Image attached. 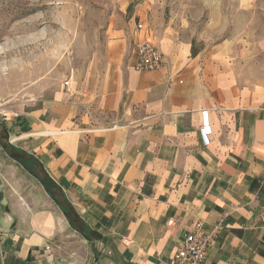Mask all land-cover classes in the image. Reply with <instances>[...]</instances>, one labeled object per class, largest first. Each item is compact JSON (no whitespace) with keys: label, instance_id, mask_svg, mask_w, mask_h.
Here are the masks:
<instances>
[{"label":"crops","instance_id":"1","mask_svg":"<svg viewBox=\"0 0 264 264\" xmlns=\"http://www.w3.org/2000/svg\"><path fill=\"white\" fill-rule=\"evenodd\" d=\"M130 18L135 32L116 36L107 68L84 92L99 120L78 119L76 97L63 89L0 118L8 142L38 160L101 237L71 228L43 184L0 145V264H169L197 219L204 230L222 220L204 264H264V35L247 48L252 54L220 68L166 25L157 5L146 0ZM142 36L164 54L161 69L135 70ZM17 116L29 130H19Z\"/></svg>","mask_w":264,"mask_h":264},{"label":"rangeland","instance_id":"2","mask_svg":"<svg viewBox=\"0 0 264 264\" xmlns=\"http://www.w3.org/2000/svg\"><path fill=\"white\" fill-rule=\"evenodd\" d=\"M145 1L0 0V118L40 107L63 89L76 97L78 119L99 120L84 92L107 68L116 36L135 32L130 16ZM148 1L158 6L166 25L193 40L220 68L225 59L239 62L242 51L252 54L247 48L264 35V0ZM246 24L258 27L248 32L241 28ZM101 247H95L96 255Z\"/></svg>","mask_w":264,"mask_h":264},{"label":"built area","instance_id":"3","mask_svg":"<svg viewBox=\"0 0 264 264\" xmlns=\"http://www.w3.org/2000/svg\"><path fill=\"white\" fill-rule=\"evenodd\" d=\"M142 28V23H136V30ZM135 60L134 68L137 71L159 70L165 65V57L162 51L156 47L150 36L139 37L134 45ZM66 88L70 85L69 80L63 84ZM202 133L206 142L210 134L207 121V112H203ZM114 126V124H113ZM116 127V126H114ZM222 228V220L217 221L209 230H204V221L197 219L186 231L182 241L172 252L169 264H204L210 245Z\"/></svg>","mask_w":264,"mask_h":264},{"label":"trees","instance_id":"4","mask_svg":"<svg viewBox=\"0 0 264 264\" xmlns=\"http://www.w3.org/2000/svg\"><path fill=\"white\" fill-rule=\"evenodd\" d=\"M197 49L192 48V54H196ZM14 124H18L19 130L25 132L29 130L26 119L21 116H17ZM1 129L6 132L4 138H0V145L6 150L10 158L18 161L25 169H27L32 175H34L41 184H43L44 189L47 190L51 198L54 200L55 204L60 207L64 213L66 219L69 221L71 228L76 229L79 233L84 235L87 240L98 239L101 236L95 234V232L88 227V225L80 219L75 209L68 203L64 193L59 186L53 182L49 175L44 170L43 166L35 159L32 155L28 154L21 148L13 146L8 142V130L4 123H0Z\"/></svg>","mask_w":264,"mask_h":264}]
</instances>
